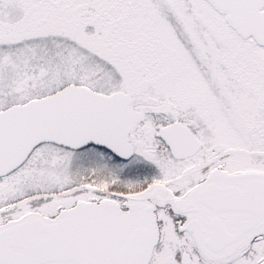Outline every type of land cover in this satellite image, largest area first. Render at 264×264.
I'll use <instances>...</instances> for the list:
<instances>
[{
    "label": "snow or ice",
    "instance_id": "6c2138e0",
    "mask_svg": "<svg viewBox=\"0 0 264 264\" xmlns=\"http://www.w3.org/2000/svg\"><path fill=\"white\" fill-rule=\"evenodd\" d=\"M0 264H264V0H0Z\"/></svg>",
    "mask_w": 264,
    "mask_h": 264
}]
</instances>
